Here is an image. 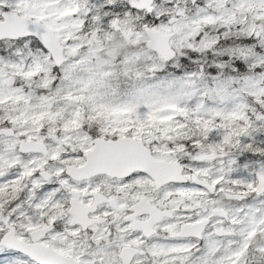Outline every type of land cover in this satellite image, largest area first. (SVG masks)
I'll return each mask as SVG.
<instances>
[{
    "label": "snow or ice",
    "instance_id": "1",
    "mask_svg": "<svg viewBox=\"0 0 264 264\" xmlns=\"http://www.w3.org/2000/svg\"><path fill=\"white\" fill-rule=\"evenodd\" d=\"M0 264H264V0H0Z\"/></svg>",
    "mask_w": 264,
    "mask_h": 264
}]
</instances>
